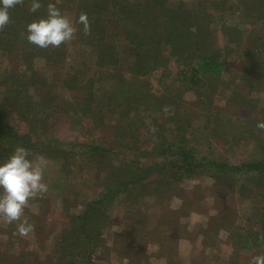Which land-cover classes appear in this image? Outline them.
Listing matches in <instances>:
<instances>
[{
    "label": "rangeland",
    "instance_id": "rangeland-1",
    "mask_svg": "<svg viewBox=\"0 0 264 264\" xmlns=\"http://www.w3.org/2000/svg\"><path fill=\"white\" fill-rule=\"evenodd\" d=\"M221 1L225 11L214 12ZM169 2L197 5L194 8L207 2L204 9L214 14L210 45L220 54L225 69L219 77L204 76L192 65L168 60L146 77L134 78L129 71L132 50L117 38L106 18V40L116 47L117 63L93 86L100 113L94 119L93 111L80 116L78 94L63 83L69 68L77 69L81 63L92 76L91 49L73 46L71 39L65 42L64 62L48 66L36 58L34 68L54 87V94L51 104L44 107L47 122L37 126L44 134L37 140L41 145L23 147L34 163L40 164L43 158L47 191L30 199L23 209L22 220L33 225L28 235L19 234V222L9 224L0 216V264L81 261L80 255L67 257L63 246L77 235L73 223L107 188L116 193L91 220L93 264H251L254 256L264 255V191L257 197L245 195L236 186L239 177L217 181L206 174L186 176L162 169L136 185L130 181L132 162L142 166L164 163L153 151L158 144L173 143V147L228 165L264 159V128L258 126L264 123V69H252L244 76L242 64L264 58V40L258 41L264 34V19L243 12L237 0ZM75 12L69 5L62 14L74 25ZM259 45L262 51L245 53ZM11 60L0 51V81L11 70L25 68ZM127 87L137 88L149 100L146 106L121 112L110 105L112 97L122 103ZM4 88L0 82V93ZM78 144L109 152L92 157ZM17 146L22 145L12 148L0 141V161ZM61 150L68 153L58 156ZM172 167L178 169V164Z\"/></svg>",
    "mask_w": 264,
    "mask_h": 264
},
{
    "label": "trees",
    "instance_id": "trees-1",
    "mask_svg": "<svg viewBox=\"0 0 264 264\" xmlns=\"http://www.w3.org/2000/svg\"><path fill=\"white\" fill-rule=\"evenodd\" d=\"M31 3L32 0H21L9 9L10 22L0 28V51L7 54L8 59H12L11 64L17 62L25 66L21 72L13 69L4 74L3 81H0L6 85L0 93V141L6 142L12 148L15 145L39 146L41 144H37V140L44 137L37 126L42 125L44 120L47 122L44 107L51 104L50 97L54 94V87L34 68V60L39 57L44 59L46 65L52 66L64 62L61 59L66 58L65 42L59 47L39 48L25 38L26 25L44 17L49 3L55 4L61 12L64 6L71 5L75 8L73 27L76 31L72 38L73 46L91 49L95 58L92 63L95 67L92 76L86 74L81 63L77 69L69 68L71 71L63 80L66 89L78 94L76 109L82 117L91 115L92 111L94 119L100 114L95 104L93 86L103 78L105 70L117 63L116 47L106 40V18L113 24L117 38L132 50L133 64L129 71L134 78L146 77L154 70L164 67L168 60L186 66L192 65L195 71L204 76L219 77L225 69V64L219 61L220 54L210 45V18L214 14L204 9L207 2H203L199 8H194L197 5L192 7L182 2L170 4L169 0H42V6L36 12L30 11ZM218 4L220 8L216 5L213 11H225L224 1ZM237 4L243 12L264 19V0H237ZM81 13L87 15V31L77 22ZM261 40H264V34L258 38L259 42ZM258 48L245 53L249 54L252 50L262 51L263 46L259 45ZM242 64L243 75L249 76L252 69H264V58L258 56L255 60L244 61ZM95 78L97 80H94ZM125 92L122 103L113 97L110 101V105L119 107L121 112L131 109L132 106L142 109L149 102L137 88L127 87ZM107 106L109 107V100ZM24 127L27 130L22 129ZM77 148L84 154L90 153L92 157L109 152L96 145L78 144ZM153 149L155 157L163 158L166 162L148 166L132 162L128 170L132 185L138 184L152 173L166 169L172 174L178 172L186 176L206 174L217 181L236 176L239 177L236 186L245 195L257 197L264 191V159L228 165L195 155L190 149L173 147V143L158 144ZM66 153L68 151L61 150L57 155ZM172 163H177L178 169L172 167ZM229 181L233 182V179ZM247 185L251 186L253 191ZM115 193L114 189H105L88 204L84 215L73 223L77 235L74 234L72 240L64 244L62 252L69 258L78 255L82 257L77 263L69 261L67 264H93L95 244L90 232L94 230L91 220L95 215H92ZM69 238L68 236L67 239Z\"/></svg>",
    "mask_w": 264,
    "mask_h": 264
},
{
    "label": "clouds",
    "instance_id": "clouds-1",
    "mask_svg": "<svg viewBox=\"0 0 264 264\" xmlns=\"http://www.w3.org/2000/svg\"><path fill=\"white\" fill-rule=\"evenodd\" d=\"M20 2L21 0H0V28L10 22L9 9ZM41 6L42 0H32L30 11L36 12ZM77 22L84 26L85 31L88 30L85 13L79 15ZM75 31L72 22L61 10L49 3L44 17L26 25L25 38L39 48L59 47L71 40ZM258 126L264 128V123ZM40 160V164L34 163L28 158V150L17 146L6 160L0 161V216L9 224L19 222L18 232L24 236L33 230L32 224L22 220L25 205L39 193L47 191V185L43 182V158ZM251 264H264V255L254 256Z\"/></svg>",
    "mask_w": 264,
    "mask_h": 264
}]
</instances>
